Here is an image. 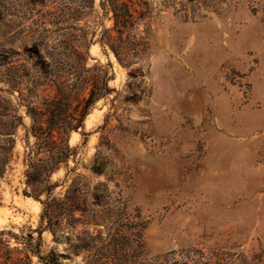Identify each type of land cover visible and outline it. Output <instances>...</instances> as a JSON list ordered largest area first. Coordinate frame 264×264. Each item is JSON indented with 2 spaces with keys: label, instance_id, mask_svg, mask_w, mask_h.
<instances>
[{
  "label": "rangeland",
  "instance_id": "1",
  "mask_svg": "<svg viewBox=\"0 0 264 264\" xmlns=\"http://www.w3.org/2000/svg\"><path fill=\"white\" fill-rule=\"evenodd\" d=\"M43 1L0 0V102L22 118L0 181L9 246L33 264L51 252L61 264H264V0H150L148 49L131 66L100 43L113 26L102 0ZM76 35L112 91L51 177L53 197L74 181L88 191L87 213L56 239L46 195H25L27 105L55 94L36 53L75 69L56 46Z\"/></svg>",
  "mask_w": 264,
  "mask_h": 264
},
{
  "label": "trees",
  "instance_id": "2",
  "mask_svg": "<svg viewBox=\"0 0 264 264\" xmlns=\"http://www.w3.org/2000/svg\"><path fill=\"white\" fill-rule=\"evenodd\" d=\"M101 7L104 16L113 21V26L103 31L100 39L102 46L109 47L117 60L125 66L138 62L148 49V19L153 13L151 1L102 0ZM56 18L57 25L65 21L63 14ZM142 24L145 26V36H138L137 31ZM72 28L77 29L76 26ZM58 29L63 28L58 26ZM81 39L76 35L63 39L56 46V49L68 51L75 57L77 67L73 69L72 64L67 72L64 71V61L45 59L34 51L35 46L30 50L36 53V65L44 80L55 87V94L44 99L40 106H32L31 103L27 105L32 124L26 133L25 195L38 200L43 194L46 195V199L41 200L44 206L42 225L46 222L44 228L50 229L56 239L63 237L61 232L69 231L81 221L75 218L76 212H81L82 215L87 213L88 191L74 181L64 197H53L52 191L56 185L51 183V177L62 165L68 164L75 157L76 148L69 144L70 133L83 128L91 109L112 91L109 87L110 77L102 65L87 67L90 43ZM7 111L0 102V181L11 169L15 136L22 124L20 116H8L5 114ZM39 234L41 235V230ZM3 235L0 232V264H33L29 254L23 255L19 250L11 248ZM95 256L100 257L99 253ZM38 257L44 264H61L54 252L48 256L38 254Z\"/></svg>",
  "mask_w": 264,
  "mask_h": 264
}]
</instances>
